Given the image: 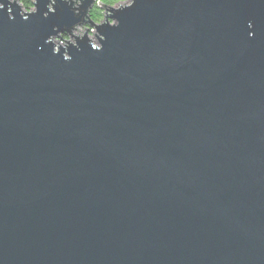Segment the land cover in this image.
I'll return each mask as SVG.
<instances>
[{
    "label": "water",
    "instance_id": "95a60500",
    "mask_svg": "<svg viewBox=\"0 0 264 264\" xmlns=\"http://www.w3.org/2000/svg\"><path fill=\"white\" fill-rule=\"evenodd\" d=\"M46 2L0 13V264H264V0H137L71 63Z\"/></svg>",
    "mask_w": 264,
    "mask_h": 264
},
{
    "label": "clouds",
    "instance_id": "9594fccd",
    "mask_svg": "<svg viewBox=\"0 0 264 264\" xmlns=\"http://www.w3.org/2000/svg\"><path fill=\"white\" fill-rule=\"evenodd\" d=\"M136 4L137 0H47L46 11L42 14L43 19L55 16L59 21L60 13L67 7L77 22L71 27L61 28L54 25L52 28L54 34L44 40V45L51 48L53 56H61L65 63L72 62L73 56L70 54L72 49L80 52L81 45L90 47L92 51L102 52L106 42L104 34L106 30L120 27L117 14L133 9ZM39 5L40 0H0V13L5 14L9 22H15L16 16L13 13L18 9L20 19L26 23L30 17L39 14ZM247 29L248 38L253 39L255 37L253 20L247 22Z\"/></svg>",
    "mask_w": 264,
    "mask_h": 264
}]
</instances>
